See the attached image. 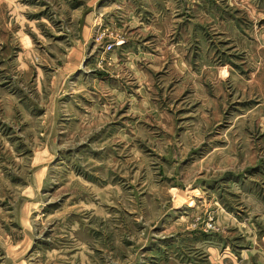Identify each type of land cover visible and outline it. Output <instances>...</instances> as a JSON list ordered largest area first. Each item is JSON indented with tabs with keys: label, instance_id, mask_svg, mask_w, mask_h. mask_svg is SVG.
I'll return each instance as SVG.
<instances>
[{
	"label": "rangeland",
	"instance_id": "obj_1",
	"mask_svg": "<svg viewBox=\"0 0 264 264\" xmlns=\"http://www.w3.org/2000/svg\"><path fill=\"white\" fill-rule=\"evenodd\" d=\"M0 264H264V0H0Z\"/></svg>",
	"mask_w": 264,
	"mask_h": 264
},
{
	"label": "crops",
	"instance_id": "obj_2",
	"mask_svg": "<svg viewBox=\"0 0 264 264\" xmlns=\"http://www.w3.org/2000/svg\"><path fill=\"white\" fill-rule=\"evenodd\" d=\"M94 14V5H90L89 7H87V10L84 12V14L82 15V26L83 28L86 27V23L87 21H89L91 19V16Z\"/></svg>",
	"mask_w": 264,
	"mask_h": 264
}]
</instances>
